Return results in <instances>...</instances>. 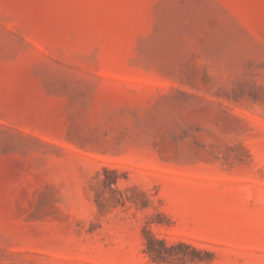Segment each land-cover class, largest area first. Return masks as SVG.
<instances>
[{
	"label": "rangeland",
	"instance_id": "rangeland-1",
	"mask_svg": "<svg viewBox=\"0 0 264 264\" xmlns=\"http://www.w3.org/2000/svg\"><path fill=\"white\" fill-rule=\"evenodd\" d=\"M0 264H264V0H0Z\"/></svg>",
	"mask_w": 264,
	"mask_h": 264
},
{
	"label": "trees",
	"instance_id": "trees-1",
	"mask_svg": "<svg viewBox=\"0 0 264 264\" xmlns=\"http://www.w3.org/2000/svg\"><path fill=\"white\" fill-rule=\"evenodd\" d=\"M153 239L154 238L152 237V240ZM147 244H148L147 245V252L149 253V255L151 256V258L153 260L163 261V260L167 259L168 255H170V254H167L168 252H166V250H159V249L153 248L152 245L150 244V242H148ZM162 245L165 249H168V248H166L165 243L162 242ZM182 245L190 247L192 252L195 253V255L187 256V259L189 262H196V261H201L204 259L203 257L199 256V254L202 252L201 249H198V248L193 247L191 245H185V244H182ZM178 259H182V260L185 259V254H181V256H179Z\"/></svg>",
	"mask_w": 264,
	"mask_h": 264
}]
</instances>
